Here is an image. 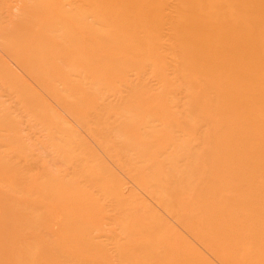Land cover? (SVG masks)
Returning a JSON list of instances; mask_svg holds the SVG:
<instances>
[{"label":"rangeland","instance_id":"rangeland-1","mask_svg":"<svg viewBox=\"0 0 264 264\" xmlns=\"http://www.w3.org/2000/svg\"><path fill=\"white\" fill-rule=\"evenodd\" d=\"M16 1L18 0H6V1L1 0L0 2L2 3H0V17L3 15L5 18H7L6 14H8L9 12L8 10L10 9L15 10V8L17 10V7L19 8L20 4L21 3L23 4V1L21 0V3L17 4L19 6L16 7L15 6L17 3ZM26 1L24 0V4L26 2L25 6L22 5L24 6L23 9H21L22 6L20 7V9L23 11L26 9H27L26 11L30 10L31 12L36 11V9L37 10L43 9L41 11H45L47 9L46 6L49 5V2L46 3V6L44 5L45 3L43 4L44 6L42 5L43 1H46V0H41L42 2L39 0L38 1L34 0L35 3L32 2L33 0L32 1L29 0V2L28 0ZM52 2L53 0H50V5H51L50 9H52ZM9 4L13 5L12 7L13 8L15 7V8L13 9L11 5ZM65 6L67 7V5ZM54 7L56 9V5L53 6V8ZM45 12H42L41 14L43 13L45 14ZM14 13L12 14L15 16ZM41 14H40V18L42 16ZM20 15L22 14L20 13L19 16L18 15L16 16L20 18ZM42 17L47 18V16H44V15ZM0 19H2V21L4 22H6L5 20H7L4 18H0ZM4 22L2 23V26L3 24H5ZM19 22L21 23L22 20H20ZM23 22L25 21L23 20ZM101 24H104V21H102ZM24 26L22 27L19 26L18 29L13 28L15 27L13 26L11 28L12 31L11 29L7 28L8 30H10L9 32L4 31L6 28L3 30L1 29L2 30L1 32L5 33L4 35H7L8 37L9 35H11L9 38L13 39L12 35H14L13 34L14 31L17 32L16 30H19V29L20 31L22 30V32L27 31V30L29 31V29L25 28ZM95 26L96 27L99 26L101 28L103 27L100 24L95 25ZM82 27L83 26L81 25H78V26L76 25L74 27H69L66 24L61 25L58 23L57 18L55 17L50 18V45L53 47L54 46L53 44H56L57 42L60 41L59 35H61V31L70 33L71 36H74V34L77 31L81 30ZM2 33H0V35H3ZM6 33H9V35ZM7 36H1L0 38L3 39ZM38 36H41V35H38ZM32 37L33 35H29V38L23 37L24 39L22 41L17 40L18 42L16 41L14 45L17 44V47H20L19 45H21L22 43L20 44L19 42H24V41L26 42V39H32ZM15 38H14V41H15ZM37 39L43 40L44 38L37 37ZM3 40H0V42L5 41L7 45L8 39L6 40L5 38V40L4 41ZM8 41L10 42L12 40H8ZM9 42L8 44L10 43L13 44V42H10V43ZM24 44L25 46H23V48L25 50V48L27 47L26 45L28 43H24ZM31 44H28V45H31ZM6 45H5V48H6ZM60 46L58 48L59 50L60 48L62 50L63 48ZM86 46H88L90 50L94 48L95 49V50L93 49V52H94V51H97L96 48L98 47V42L97 40L93 38H87V44L85 45V48ZM0 47L3 48L4 46L1 44ZM68 47L67 48L65 47L66 50L65 49L63 50H65V52L70 50ZM55 48H51V50ZM169 48L170 49L165 58V61L169 62L170 64H174L175 63L174 61H177L179 57L181 56L180 55L181 50L178 46H175V45H172ZM3 49L2 51L5 52ZM57 49L53 51L54 53L50 52L49 59L56 58L55 56L62 54L59 50L56 51ZM71 50H73L72 47H71ZM2 51L0 48V169L5 168V170L3 173L1 172L2 170H0V230L7 231L5 233L3 232L0 233V236H1L0 245H2V249L4 247L3 251L5 250L6 252H8L7 248L8 250H10L11 247H13L14 243L15 244L20 243L18 240V237L16 238V236L18 235L17 234L18 232L16 231L18 230L17 228H19L21 231L23 227L26 228V227L32 226L31 228H33L34 226V228L36 229V231L34 232H37V233L40 232L42 234L40 235L43 236L45 240L47 239L46 241H48V243H46L45 241V244L47 245V247H48V244L51 247L49 253L50 254L53 253L51 254L53 256L55 252L58 254L60 253L58 251L60 250L58 246L61 247V243L64 241L63 239L64 237L54 232L56 230L55 228H57L55 224L58 223L57 219H59L58 217L60 216L58 215H60V213L58 212L57 208L56 209L54 208L52 203H50V210H49L46 204L44 203V201L41 200L40 198L41 196L38 193L39 190L37 189V187L34 188L35 186H37V184H39L38 180H40L41 182V180H43L44 174L45 176L47 174V176L51 175L50 176L51 178L50 186L51 187L48 185L47 187H49L50 190L48 189L45 192L50 194L51 199L52 197H53V200L64 197L66 193L68 192L70 194H67L65 197H69L72 199L77 198L79 202L78 203L77 200L74 201L73 202L74 205L73 204H72L73 206L71 205L72 208L75 209V207H77L76 209H78V212L84 209L87 212H89L90 215L92 213V216H91L92 218L88 217L89 219L84 220L85 222L82 221L83 219L81 220L83 222L81 226L83 228L86 227L85 231L87 235H89L90 240L93 239L91 242V244L92 243L93 244L91 245L90 241L85 244L80 239L79 240L76 239L75 238L76 236H75L72 238H75L76 239L75 241H81V242L74 241V246L73 245L69 246L71 248L67 250L66 252H64L65 255L69 254L68 257L71 254L70 258L73 257V259H75L74 258V255H75L76 258H78L80 261L79 264L80 263L81 264H128V263L133 264V262L134 264H146V263L153 264L155 262L154 260L156 259H158L159 261L156 260L155 264H171L170 262L174 264L175 261H176V264L178 263L195 264L197 263L199 258L206 260V264H244L243 263L244 260L249 261L252 259L256 260L260 264H264V224H263L264 222L262 221L252 222L251 220H246L244 223L247 227H249L248 229H250V233L248 235H220V239H224L222 249H219V248L217 249L216 243H214L218 241V235H211L212 239L210 240L209 238L211 236L210 234H208L206 235L207 236L206 244H201V246L200 245L196 246V248H194L193 250L194 252H192V254L190 255L192 257H190V256L185 255V249H188L189 246L194 247L195 242L193 240L191 233H188L186 230H184L181 224L178 223L179 220L175 219L172 214L171 215L168 214V213H171L172 211L171 209H173L174 206L182 204L181 201H184L186 199L187 195H185V192L187 189L184 186V184L187 183V181L189 184L195 183L194 185H196L198 182L202 180L203 177H206V182L212 181L215 183L222 184L225 182L242 181L244 183L247 181L257 180L260 174H261L260 178H262L261 181H264L263 180L264 179V166L260 167V166L254 165L253 162L248 160V157L246 158L244 155L239 154L240 151H237L236 154L235 153L230 154L227 151L228 145H225L223 143V139L225 137L231 136V134L227 132L221 133L220 129H219V132L213 131L214 127L216 126V123L214 122H216L215 117L217 115L216 113L215 114L213 113L215 115L213 120L206 119V114H210V112H214V110H212V108L208 106L209 101H206V108H202L201 105L205 99L200 101L201 104H197L194 106V105H184L182 103H176V102L174 103L171 99L167 98L166 96H163L164 98H166L164 101L170 107L169 111L173 112L175 109H177L176 111L179 110L182 113H186L187 114L186 121L178 123L177 125L174 124L171 127L168 126L167 128L165 126H162V128L157 129L159 131L155 132V134H157L156 136L152 134L150 135L149 133V134L141 135L139 137L140 134L138 135V133H141V131H144V128H145L143 126L144 125L143 121L145 120L147 121V118L143 119L144 116L137 117L135 125L131 127L130 124H133L134 120L133 122L131 121L132 123L130 121L128 123V120L125 122L123 121L125 119L117 118L118 115L117 116L115 115V112H119L120 109L122 108L124 109V107L127 106V105L125 106L126 104L125 101L131 95H133V93L130 94V92H128V90L125 89L123 85L118 84L115 81L116 79H114L112 76H110V79H107L104 71H100L99 74L101 76L96 77V78H99V79H96V80H99V82L97 81L95 82L94 79L91 80L90 78H88L86 76L88 73L86 74L84 70H83L84 72L82 71V69L86 68L85 66H89L88 65L89 60L86 61L88 58L87 59L80 58V60L85 59L83 65L85 64L87 65L84 66L85 68L83 66L82 67L80 66L81 70H79L78 67L83 62L82 60L80 62L79 59L76 60V58H79L80 55H76L75 51L74 52L68 51L66 52L70 56L68 57V55H65L66 53L63 52L65 55L63 56L67 58L66 59L67 61L65 60V58H63L64 59L63 62L61 61L60 64L57 62L58 63L57 64L53 59V61L57 64V65H53L55 63L52 64V60H51L50 65L52 64V67L55 66L56 70L50 68L51 69V72L49 71L50 75H48V71H47L46 74L48 75L49 78L48 77L45 78L47 75L44 74L43 71H41L43 73H40V74H43L46 76L45 77L41 76L42 78L41 77H38V78L41 79L42 81L44 79V83H45V80L47 79L46 80L47 85L44 86V85L39 84L42 82L41 80L38 79L39 81H37V78H35L37 76L36 74L38 73H34V72L31 73L30 72L31 69L28 70L29 73H31L32 75L33 74L36 75L34 77L36 80L33 79L34 75L31 76L29 73L23 72L22 70L23 68L21 69L19 64L18 65L14 64L15 62H13L11 60L12 58L9 57L10 52H8L9 55H6V54H3ZM86 51L88 53H91L92 50L91 51L86 50ZM55 52L56 53L59 52V54L56 55ZM80 52L82 56V51ZM5 53H7V50ZM38 57L41 58L42 56L39 55ZM40 60L41 59H39V62L36 64H41V62H43V60L41 62ZM55 60L57 61L58 59L56 58ZM75 60L79 62H76ZM90 60H93V59L91 58ZM45 61L46 59L44 58V62H43L44 64H45ZM47 62L48 61H46V64ZM68 62H69V66L67 65ZM71 63L73 64V66L71 65ZM30 64L34 65L35 62H33L32 60ZM46 64L44 65V67L46 66ZM74 64L75 66L77 65L78 67L77 66L75 67ZM128 64L134 70L130 73H127L128 74L127 81L131 79H135L137 77V74L141 76H149L151 80L149 83L150 86H147V90L150 88H154L151 90L153 92L157 90V88L159 89V87H157L159 86L158 80L153 79L152 74L154 76V75H157L159 72L160 73L165 72L166 67L162 63L160 64V63H155V62H149L146 59H142L141 54L134 53V54H131L130 57L128 58ZM31 65H30V68H31ZM61 66H63L64 68ZM70 66L72 68H68ZM206 66H207V63L202 62V61H199L196 64V68L199 72L205 71ZM41 68H43V66ZM62 68L66 70L68 68L67 71L71 69L70 70L71 72L69 71V72H66L65 74H64V71L60 72L62 76H59L60 74L59 69L63 70ZM38 69L40 68L38 67ZM76 69L79 71H77ZM52 70L55 72H52ZM72 72L74 73V75ZM54 73L55 74L58 73L56 74L58 76L56 77ZM70 73L72 74L70 75ZM26 74L30 76H27ZM84 74L86 75L83 76ZM51 75L56 78L54 77L52 78ZM69 75L72 77H69ZM38 76L40 75L38 74ZM88 76L90 75L88 74ZM14 77L16 79H14ZM31 77L34 81L30 79ZM61 77L62 78L65 77L66 79L65 78L62 79ZM26 78L30 79L31 81ZM48 79L50 80V82ZM53 81H54V84H53ZM64 81L66 82L65 84H64ZM74 82L76 83L74 84ZM36 83L39 85L40 88L38 87ZM116 84L117 86L120 85L119 87L121 86L123 87L122 89L119 88L121 90H119L118 92L115 91L116 89L118 90V88H116L117 87ZM155 84H157L156 88H155ZM209 84H210L209 86L213 85V83H210V82ZM41 86H44V87H41ZM50 86L53 89H51ZM69 86H71V88H66ZM48 88L51 90L49 91ZM42 89H43V92H42ZM68 89L69 90L71 89V90L69 91ZM172 89L178 94L185 93L186 91L185 81L183 79L176 81ZM212 91H214V93L209 94L208 93L209 91L207 92L206 90V99L213 98L212 100L215 99L219 101H226L230 97V94L226 93L223 89L212 90ZM155 93H157V91ZM178 94H175L173 96L175 98H178L181 96ZM208 95H210L211 97H208ZM54 96L57 97L60 101L56 102V99ZM63 96L64 97L69 96V97L68 98L66 97L65 101L62 102L61 99L64 98ZM117 97L119 98L117 99ZM51 98L55 101H52ZM67 99L68 101H66ZM102 99H103V102H102ZM46 100H48V102ZM90 100L93 102L96 101L95 104H90ZM86 101H89V104H86ZM106 103H108V105H106ZM118 103H121V104H118ZM151 106H155V105L151 103ZM116 108H117V111H115ZM134 110H138V109H134ZM135 112L137 114V111ZM140 112L141 111L139 110L138 114ZM141 113L140 115H143ZM228 114L229 113H226L225 115H228ZM227 117L230 118L229 116ZM115 118H116V121H115ZM119 119H120V122L122 120L123 121L122 123L124 124L126 123V125H123L121 123L122 125L118 126L120 122H117V121H119ZM150 119H149V122L145 121L147 123V126L148 124L151 125L152 120ZM203 119H205L206 122ZM114 121L117 122L118 124L117 123L114 124ZM203 121L205 122L206 126L205 124L204 125L202 124ZM208 122L211 125L208 124ZM87 129H90L92 132L89 133ZM117 133H119L120 135ZM206 133L209 135L208 137ZM115 135H118V136H115ZM129 135H132V136L136 135L137 139L135 138V140L130 141ZM208 139L209 140L211 139V143H209L210 141H208ZM152 141H155V144L157 142V144L156 145L153 144ZM187 144L188 146H185ZM191 144H192V149H191L192 151L190 152L191 156L184 159L185 157L188 156L187 148H189V145ZM209 145H212L213 147ZM208 148H211V149H208ZM206 150H210L212 152L214 151L212 154L211 152L207 151L209 153L208 155L211 154V156L207 158L208 160L205 159V156L208 157ZM263 150H264V147H263ZM135 152H139V153H135ZM196 154L198 155L197 157H201V158L196 159ZM192 156H193V159H192ZM202 158H204L205 161ZM191 159L194 160L193 164H192ZM199 159H201L200 161H203V162H199ZM188 160L190 161V163L187 165L188 169L189 167L190 168L193 167L194 169L193 168H191V170L187 169V172H185L186 171L185 167L187 168V166H183V165ZM207 161L208 163H206ZM172 162L176 164H171ZM198 163H202L206 166V168L208 169L206 170V173L204 172L206 175H204L202 172H200L196 168L197 166L196 164ZM205 163L208 165H206ZM248 164L249 166L254 167V169L250 167L251 170H249V167H247L245 168V172L244 170L242 173L238 171L239 168L241 170L243 167H245ZM4 165L7 166V168L4 167ZM216 165L218 166V168ZM168 166L170 167V169L167 170V168H169ZM183 168L185 169V171H182L184 170ZM153 169H155V171ZM163 169H165L163 172H166L167 170L166 172L167 176H165V178L161 177V179L158 178L159 181L162 180L163 182L161 183V185L155 184L157 185L156 188L155 186H153V184H152L153 187L151 188H146V187H149L151 184H148V186L143 187L144 185H147L146 184L147 182L148 183L152 182L151 179H152V176L154 175L153 174L154 172L156 171L161 172ZM217 170L220 172H217ZM76 173H77V176H76ZM29 176H30V180L28 178ZM132 177L134 179H132ZM163 178L165 179V181ZM56 179H58L60 182ZM229 179H231V181H229ZM33 180L37 182V184H35L34 187L31 185H28ZM174 182L179 185H176ZM118 183H121V185ZM165 184H167V186ZM28 186L31 190L28 189ZM163 186H165L166 188ZM254 186L255 184L244 185V189H246L245 193H247V195L244 196L242 199H239L238 203L251 205L252 202L255 200L258 206L264 209V197H262L264 196V193L257 191L254 188ZM158 187L161 189H159ZM176 189L178 190V192L175 191ZM169 190L171 191V193ZM207 190L208 188H206V193L203 191H198L196 197L200 198L206 195V202L209 199H212L213 201L216 200V202H224V201L231 200V195L227 194L226 192L223 194L224 191H218L215 194L210 195V190L209 191ZM166 193L167 194L170 193L168 194V197L170 198L169 200L165 196ZM82 194L84 195V197L82 196ZM147 197H149V199ZM165 199L167 202L165 201ZM157 200H160V201H157ZM167 204H169L168 208H167L168 206ZM231 204L232 202H230L228 206H231ZM146 206L147 208H145ZM33 211L39 212L38 214H36L38 215V217L35 219L30 217L31 214L34 215L35 212L33 213ZM74 218L76 219H73L72 217V220H73L72 223H74L79 217L78 216L76 217L75 215ZM80 219L81 218H79V221ZM54 220H56V222ZM190 220H192L191 222L193 223L191 224L196 228L197 223L195 219H190ZM69 225L71 226L72 224L70 223ZM237 226H238L237 224L229 220H225L221 222V227L233 234H235L234 230L237 228ZM49 227H50V234L48 231ZM74 227L75 225L73 226V228ZM172 227H174L173 228L174 230L172 229ZM77 228L78 230H80L79 226ZM77 228H75V231L73 230L76 234H74L73 232L72 233L78 236L79 232ZM127 229H131L130 230L132 231L131 234L127 232ZM169 229L173 230L174 233L173 231H171L172 234L169 235L170 234ZM46 231H48V233ZM157 231H160V232H157ZM124 232L127 233V235H125ZM141 232L144 234H142ZM46 233L49 234V236L46 235ZM150 233L152 234L150 235ZM10 235L11 237L9 238ZM13 235H16V236H13ZM159 235L161 236L163 235L165 236V238ZM60 236L62 238H60ZM124 236L126 237V239ZM127 236H129L128 239H127ZM148 236L149 238L147 239ZM171 236H174V237L170 238ZM15 239H17V241ZM120 239H122L123 241L122 240L120 241ZM141 239H143V243L145 244L142 243ZM168 239H172L173 241L168 240ZM150 240L153 243H149ZM163 240L164 241L166 240L165 242L166 244L164 243ZM155 242H158V244ZM171 243H174V244L170 245ZM149 244H151V246H149ZM245 245L249 248H246ZM169 247H174V248H169ZM164 248H169L172 250L175 249L172 253L169 252V254H172L171 255L172 257L169 255H168L169 257H166L167 254L163 253L165 251ZM130 249H132V251ZM169 249L167 250L172 251ZM248 249H250L251 251L249 250L248 252L247 251ZM168 251L166 253H168ZM43 252L44 251H42V253ZM46 252H44V254ZM159 252H162V253H159ZM42 253L41 255H43ZM56 253L55 255H57ZM240 253H242V256ZM160 254L161 255L163 254L167 259L165 257H162ZM173 254H175V257L173 256ZM247 254H250V255H247ZM46 256L47 254L45 255V257ZM53 256L50 257V260H47V257L45 259L43 255L42 259L44 258L45 260L41 259L42 263L47 262V263L54 264L55 259H52ZM154 256L159 257V258H154ZM160 256L162 257V259H160L161 258ZM54 258L56 257L54 256ZM185 258H186V262H184L183 260ZM145 259H146V262H144ZM238 259H241V261L238 262ZM1 263L3 264V262ZM5 263L8 264L7 262H4V264Z\"/></svg>","mask_w":264,"mask_h":264},{"label":"bare ground","instance_id":"bare-ground-1","mask_svg":"<svg viewBox=\"0 0 264 264\" xmlns=\"http://www.w3.org/2000/svg\"><path fill=\"white\" fill-rule=\"evenodd\" d=\"M18 1H16L17 2L16 5L14 4L16 7L19 6V5H17L18 3H21V0H18ZM22 1H23V4L21 3L20 7L22 5L25 6V4L27 2L25 0L26 2L24 4V0H22ZM39 1H41V0H39ZM28 2H29V0H28ZM32 2L35 3L34 0ZM48 2H49V5L46 6V3H48ZM0 3H2V2H0ZM8 3H9V1H8ZM13 3H15V2H13ZM43 4L47 7V9L45 10L46 12L41 11L43 9H38V10L36 9V11L31 12L30 10L26 11L27 10L26 8H24L26 10L23 11L21 9H23L24 6H22L21 9H20V7L19 8L17 7V10L14 7L15 10H11L10 8L13 5L9 4V5H11V7L9 6L10 8H8L10 10H8L9 12H8V14H6L7 18H5L3 15L0 17V18L7 19V20H5L6 22H4V21H2V19H0V25H1L0 26L1 27L0 33H2L1 31L5 28L6 29L4 31L9 32L10 30H8V29H11L13 26H15L13 28L18 29L19 26L22 27V26H24V24H25L24 27L29 29V31L27 30L24 32H22V30L20 31V29L16 30L18 33L14 31V33H13L14 35H12L13 39L9 38L11 36V35H9V33H6L9 35V37L7 35H4L5 33H2L3 35H0V37L1 36H7L5 38H6V40L7 39L12 40L10 42H13L15 37L18 38V39L15 38V41L13 42V44L7 40V45H6V42L4 41L5 38H3L4 40L2 38H0V40L4 41V42H2V41L0 42L4 46L3 47L4 49L2 47H0V48H1V51H2V49L5 52L7 50V53L2 51L3 54L9 55L8 52H10L9 57H11L12 58L11 60L13 62H15L14 64H16V65L19 64L21 69L23 68L22 69L23 72L29 73L28 70L31 69L30 70L31 73H33V72L38 73L40 76H38V74H36L37 76L35 74H33L34 76L31 73H29V74L31 76H33V79L37 78V81H39L41 79H39L38 77H41V76L45 77L47 75L46 74L47 71H48V75H50L49 71L51 72V69H55V66L52 67L53 63L58 62L60 64L61 61L63 62V60H64L63 58H65V60L67 59L64 56L68 55V53H66L68 51H72V52L75 51L76 55H80V57L78 56L79 58H76V60H78V59L80 60V58H86V59L88 58L86 61L89 60L88 61L89 66H85L87 64L83 65L85 59H81L83 63L81 65H79V67L76 65L79 68V70H81L80 66L86 67V68L84 67L85 69H82V71L84 70L86 72V74L88 73L90 76H88V74L87 75L84 74L83 76L86 75L91 80L94 79L95 82L96 81L99 82V80H96L99 78H96V77H100L101 75L99 74V72L104 71L107 79H110V76H112L114 79H116L115 81L118 84L123 85V87L125 89H127L128 92H130V94L133 93V95H131L126 101L124 100L126 103L125 106L126 105L127 106L124 107V109L123 108L120 109V111L118 110L119 112H115V115L116 116L118 115L117 118H123V119H125V120H123L125 122L128 120V123H129V121L133 122V120H134L133 124H130L131 127H133L135 125L137 117H139V116L143 117L144 116L143 119L147 118L148 122H149V119L152 117L150 119V120H152L151 125L148 124V126H147V123H146L147 121L146 120H145L146 122L143 121V124H144L143 126L145 128H144V131H141V133H138V135L140 134L139 137L141 135L149 134V133H150V135L152 134V135L156 136L157 134H155V132L159 131V130H157L158 128H162V126H165L167 128L168 126L171 127L174 124L177 125L178 123L186 121V119H187L186 113H182L179 110L176 111L177 109L174 110L175 112L169 111L170 107L164 101L166 98H164L163 96H166L167 98L171 99L174 103L176 102V103H182L184 105H194V106L197 104H201L200 101L205 99L203 101L201 107L206 108V101H209L208 106H210V108H212V110H214V112H210V114H206V119L213 120V118L215 116L214 114L216 113V115H217L215 117L216 122L212 121V122L216 123V126L214 127L213 131L219 132V129H220L221 133L227 132V133L231 134V136L225 137L223 139V143L225 145H228L227 151L230 154H233V153L236 154L237 151H240L239 154L244 155L246 158L248 157V160L253 162L254 165L260 166V167L264 166V150H263V147H264V0H61V1L53 0L52 9L54 11L52 9H50L51 8L50 0L43 1L42 5ZM55 5H56V9H55V7L53 8V6H55ZM65 5H67V7ZM39 11H41V12H39ZM16 12L19 14L21 13L22 15H20V18H22V17L23 18L22 19L18 18L19 14H17ZM42 12H45L46 15L44 13L41 14ZM12 13H14L15 16ZM23 13H24V15H23ZM40 14L42 16L43 15L47 16V18H45V17L43 18L42 16L40 18ZM50 14H52V15H50ZM16 15H18V16H16ZM53 17L57 18L58 23L61 25L66 24L69 27L81 25L83 27L81 30L77 31L74 34V36H71L70 33H66V32L61 31V35H59L60 41L57 42L56 44H53L54 46L52 47L50 45V18H53ZM20 20H22V22H21L22 24L19 22ZM23 20L25 22H23ZM47 21H48V23H47ZM102 21H104V24H101ZM3 22L5 24H3V26H2ZM99 24L102 25L103 27L101 28L99 26L98 27L95 26V25H99ZM13 30H15V29H13ZM11 31H12V29H11ZM19 31L21 33H23V34L25 33V34L23 35ZM15 33H17V34H15ZM17 35H19L21 38ZM27 35H28V37H27ZM29 35H33L32 39H26V42L25 41L19 42L20 44L22 43L21 44L22 47H21V45H19L20 47H17V44L14 45V43L17 40L22 41L24 38H29ZM38 35H41V36H38ZM37 37H42L44 39L39 40V39H37ZM87 38H93V39L97 40V42H98V47L96 48L97 51L93 52L94 48H92L91 49L92 51H91L88 46H86V48H85V45L87 44ZM8 42L10 44H12L13 46L8 44ZM24 43H28V44L32 43V44L31 45L27 44L26 45L27 49L25 48V50H24V48H23V46H25ZM59 43L60 44L63 43V44H61V46H60ZM4 44L6 45V48H5ZM38 44H40L41 46ZM172 45L178 46L181 50V54H180L181 56L179 57V59L177 61H174L175 62L174 64H170L169 62L165 61V58H166L168 51L170 49L169 47H171ZM59 46L65 50L69 46L68 48L70 50H68L66 52L63 49H62L63 50L62 51L61 48L59 50V48H58ZM71 47L73 50H71ZM51 48H55V49L58 48L56 51L59 50L62 53V54H59V52L58 53L55 52L56 55L59 54L58 56H55L59 61L58 60L56 61L55 60L56 58H53L55 62L53 61L52 58L49 59L50 58V52H53L55 50V49L51 50ZM74 49H76V50H74ZM85 49L88 51H91V53H88ZM80 51H82V56H81ZM63 52H65L66 54L64 55ZM77 52L78 53L80 52V53L78 54ZM134 53L141 54L142 59H146L149 62H155V63H160V64L162 63L166 67L165 72H161V73L159 72L157 75H154V76L152 74L153 79L158 80V83H159V86H157V84H155V88L157 86V87H159V89L157 88V90H155L153 92L151 90L154 88H150L147 90V86H150L149 83L151 80L149 76H141V75L137 74V77L135 79H131V80L127 81V77H128L127 73H130L134 70L128 64V58L130 57L131 54H134ZM11 54H13V55H11ZM6 55H4V56H6ZM39 55L42 57L41 58L38 57ZM68 57H70V56L68 55ZM44 58L46 59V61H48L47 64L45 61V64H46L45 67H44L45 64L43 63ZM91 58L93 60H90ZM39 59H41L40 62L42 60H43V62H41V64H36L39 62ZM32 60H33V62H35L34 65L30 64L32 62ZM51 60H52V64L50 65ZM81 60H80V62H81ZM199 61L207 63L206 70L203 72H199L196 68V64ZM76 62H79V61H76ZM56 63L53 65L58 64V63L57 64ZM73 63H74V61H73ZM75 64H77V63H75ZM75 64H74V66H75ZM30 65H31V68H30ZM67 65L69 66V62ZM71 65L73 66L72 63H71ZM42 66L45 69L41 68ZM63 66H64V64H63ZM63 66H61V67H63ZM38 67L40 69H38ZM87 67L89 70L87 69ZM68 68H72V67L70 66ZM68 68H67V70H68ZM65 70L66 69H63V70L59 69V73L64 71V74H65L66 72H69L71 69L69 71H67V70L65 71ZM79 70H77V71H79ZM41 71H43L44 74H46V75L40 74V73H43ZM52 72H55V71L52 70ZM72 73H70V75ZM54 74H52V75H54ZM56 74H58V73H56ZM56 74H55V76L57 77L58 75H56ZM14 75H16V74H14ZM30 75H27V76H30ZM48 75L45 78H47ZM52 75H51V77L53 78L54 76H52ZM70 75H69V77H72ZM73 75H74V73H73ZM59 76H62V74L60 73ZM56 77H54V78H56ZM69 77H67V78H69ZM63 78H65V77H63ZM80 78H82V77H80ZM88 78H86V79H88ZM14 79H16V78L14 77ZM26 79H28V78H26ZM30 79L32 81H34L32 79V77ZM30 79H28V80H30ZM84 79H85V77H84ZM182 79L186 83V91H185V93H179L178 94L172 89V87L176 83V81H179ZM46 80H45V83H44V79H43V81L41 80L42 82L39 84L44 85V86L47 85ZM30 81H29V83H30ZM65 81H64V84L66 83ZM118 81H120V82H118ZM49 82H50V80H49ZM209 82L213 83V85L209 86L210 85ZM42 83H44V84H42ZM75 83L76 82H74V84ZM53 84H54V81H53ZM53 84H51V85H53ZM44 86H41V87H44ZM116 86H117V84H116ZM119 86L116 87V88H118V90L116 89L115 91L118 92L119 90H121L123 88L122 86L121 87H119ZM38 87H39V85H38ZM54 87H55V85H54ZM50 88H51V86H50ZM66 88H71V86L66 87ZM119 88H121V89H119ZM51 89H53V88H51ZM51 89H49V91ZM218 89H223L226 93L230 94L229 99L226 101H219V100H215V99L212 100L213 98H209L211 100L206 99V90H207V92L209 91L208 93L210 94V93H214V91H212V90H218ZM34 90H33V92H34ZM184 90H185V88H184ZM139 91L141 92V94ZM156 91H157V93H155ZM42 92H43V89H42ZM175 94H178L181 96L178 98H175L173 96ZM42 95H43V93H42ZM36 96H38V95H36ZM66 97L68 98L69 96H65L63 99H61L62 102L65 101ZM208 97H211V96L208 95ZM118 98L119 97H117V99ZM55 99H56V102L60 101L57 97H55ZM122 99H124V98H122ZM46 101L48 102V100H46ZM52 101H55V100L52 99ZM66 101H68V99ZM124 101H122V102H124ZM95 102L96 101L93 102L90 100V104H95ZM102 102H103V99H102ZM151 103H153L155 106H151ZM86 104H89V101H86ZM118 104H121V103H118ZM106 105H108V103H106ZM117 108L115 111H117ZM134 109H138V110H134ZM139 110L142 112V113L141 112L140 113L143 115H140V113L138 114ZM135 111H137V114ZM18 112H19V110H18ZM226 113H229V114L225 115ZM227 116H229L230 118H228ZM10 118H9V120H10ZM3 120H5V119H3ZM203 120L206 122L205 119H203ZM115 121H116V118H115ZM115 121H114V124L117 122H120V119L117 122H115ZM123 121L121 120V122L119 123L118 126H120L122 124L126 125V123L125 124L122 123ZM204 121L202 123L203 125L205 124ZM208 124H210V123L208 122ZM159 126H161V127H159ZM205 126H206V124H205ZM98 127H100V126H98ZM137 127H139V126H137ZM207 128H208V126H207ZM87 130L89 133L92 132L90 129H87ZM117 134H119V133H117ZM115 136H118V135H115ZM129 136H130L129 137L130 141L135 140V138L137 139L136 135L135 136L129 135ZM208 136L209 135L207 134V137ZM120 138H122V137H120ZM144 140H145V138H144ZM208 141H210L209 143H211V139L210 140L208 139ZM152 142H153V144H155V141H152ZM134 143H136V142H134ZM137 144H138V142H137ZM145 144H146V142H145ZM156 144H157V142H156ZM213 145H215V144H213ZM185 146H188V144ZM209 146H212V145H209ZM216 146H218V145H216ZM191 149H192V144L189 145V148H187V150H188L187 155L188 156L185 157L184 159L191 156L190 155V152L192 151ZM208 149H211V148H208ZM213 149H215V148H213ZM187 150H186V152H187ZM207 151L211 152V154L214 152V151L212 152L210 150H206L207 155L209 154ZM135 153H139V152H135ZM192 154H193V152H192ZM211 154L208 155V157L205 156V159L208 160L207 158H209V156H211ZM197 156L198 155L196 154V159L201 158V157H197ZM161 158H162V156H161ZM165 158H167V157H165ZM192 159H193V156H192ZM202 159L204 160V158H202ZM217 159H219V158H217ZM200 160L201 159H199V162H203ZM189 163H190V161L188 160L183 166H187ZM193 163H194V160H192V164ZM206 163H208V161ZM171 164H176V163L172 162ZM253 164H252V166H253ZM181 165H182V163H181ZM196 165H197L196 168L200 172H202L204 175H206L205 174L206 170H208L206 168V166L202 163H198ZM206 165H208V164H206ZM209 165H211V164H209ZM158 166H160V165H158ZM183 166H181V167H183ZM4 167L7 168V166H5V165H4ZM247 167H249V170H251V168L254 169V167H251L248 164L245 167H243L241 170L239 168L238 171H240L242 173L244 170V172H245V168H247ZM191 168H193V167H191ZM191 168L189 167V169H188V166H187V168L185 167L186 171L184 168H183L184 170H182V171L187 172V169L191 170ZM217 168H218V166H217ZM168 169H170V167L167 168V170ZM213 169H215V168H213ZM0 170H2L1 172L3 173L5 168L0 169ZM153 170L155 171V169H153ZM164 170L165 169H163L162 171L160 170L161 172H157V171L154 172L153 173L154 175L152 174L153 176L151 179L152 182H154V183H152V182L148 183L147 182L146 183L147 185H144L143 187L148 186V184H151V185L149 187H146V188H151L153 186H155V188H156L157 185H161V183H163V182H162V180L159 181L158 178L161 179V177L165 178V176H167L166 175L167 170H166V172H163ZM217 172H220V171L217 170ZM63 173H65V172H63ZM83 174H84V172H83ZM133 174H135V173H133ZM168 174H169V172H168ZM170 174H172V173H170ZM60 175H61V173H60ZM60 175H58V176H60ZM50 176L51 175L47 176V174L45 176V174H44L43 180H41V182H40V180L37 179L39 181V184H37V182L35 180H33L28 185H31L34 187V185L37 184V186H35L34 188L37 187V189L39 190L38 193L41 196L40 198L42 201H44V203L46 204L48 209L50 210V203H52L54 208L55 209L57 208L58 212L60 213V215H58L60 217H58L59 219H57L58 223L55 224V226L57 228H55L56 230L54 231L57 234L62 235V237H64L63 238L64 241L62 242V240H61V242H62L61 247L57 245L58 248L60 249V250H58L60 253L58 254L54 251L57 254V255H55V253H54V256L56 258H54V256L51 255L53 253H51V254L49 253L51 247L49 244H48V247L45 244V241L47 239L45 240L43 238V236H41L42 234L39 231H38L39 233L34 232V231H36L34 226H33V228H31L32 226L26 227V228L23 227L21 231L19 228H17L19 230V231L16 230L18 232V233L16 232L18 235L17 236L13 235V236H16V238L18 237V240L20 243H16V244L14 243L13 247H11L10 250H8V248H7L8 252H6L5 250L3 251L4 247L2 249V245H0L1 246V248H0V264H2L1 262H3V264H4V262H7L8 264H51V263H47V262L42 263V260L44 259V258L42 259V256L44 255V257H45L46 254H47V256L49 254L51 256H53L52 259H55L54 264H79L80 261L78 258H76L75 255H74L75 259H73V257L70 258L71 254L68 257L69 254L65 255L64 252H66L67 250H69L71 248L69 246H72V245L74 246V241L76 239H78V240L80 239L85 244L90 241V244H91L93 239L90 240L89 235H87V233L85 231L86 227L83 228L81 225L83 224L82 221L89 219L88 217L92 216V213L90 215L89 212H87L84 209H82L80 212H78V209H76L77 207H75V209L72 208V206L74 205L73 202L76 201L77 198L72 199L69 197H65L67 194H70L68 192L66 193V195L64 194L65 196L63 195L64 197L54 199V200L52 197V199H51L50 194L45 192L46 190L49 189V187H47V186L48 185L50 186V181H51ZM76 176H77V173H76ZM260 177H261V174L259 175V178L255 181L254 180L253 181H247L244 183L242 181H240V182H225V183L221 182L222 184L215 183L212 181L206 182V177H203L202 180L200 182H198L196 185H194L195 183L189 184L188 181H187V183L184 184V186L187 189L185 192V195H187L186 199L184 201L180 200L182 202V204L174 206L173 209H171L172 210L171 213H168V214H170V215L172 214L175 219L179 220L178 223L181 224V226L184 228V230H186L188 233H191V235L193 237V240L195 242L194 247L189 246V244H188V246H189L188 249H185V255L186 256H190L192 254V252H194L193 250H194V248H196V246H199V245L201 246V244H206V237H207L206 235H208V234H210V236L211 235H218V241L214 242V243H216L217 249L218 248L222 249L224 239H220V235H248L250 233V229H248L249 227H247L244 223L246 220H251L252 222H258V221L264 222V209L259 207L255 200L252 202L251 205L238 203L239 199H242L244 196L247 195V193H245L246 189H244V185H246V184H255L254 188L257 191L264 193V181H261L262 178H260ZM28 178L30 180V176ZM148 178H150V177H148ZM132 179H134V178L132 177ZM56 180H58V179H56ZM146 180H147V178H146ZM53 181H55V180H53ZM58 181H56V182H58ZM164 181H165V179H164ZM229 181H231V179H229ZM52 184H54V183H52ZM118 184L121 185V183H118ZM152 184H153V186H152ZM155 184H157V185H155ZM165 185L167 186V184H165ZM176 185H179V184H176ZM163 187H165V186H163ZM177 187H179V186H177ZM26 188H27V186H26ZM45 188H47V189H45ZM64 188H65V186H64ZM206 188H208L207 191L210 190V195H213L218 191H224L223 194L226 192L227 194L231 195V200L224 201V202H216V200L213 201L212 199H209L206 202V195L204 197L197 198L196 197L197 192L203 191L206 193ZM28 189L31 190L29 188V186H28ZM159 189H161V188H159ZM75 190H76V188H75ZM175 191L178 192L177 189ZM247 192H249V191H247ZM170 193H171V191H170ZM170 193H168V194H170ZM168 194L166 193L165 196L169 200L170 198L168 197ZM146 195H145V197H146ZM73 196H71V197H73ZM82 196L84 197L83 194H82ZM262 197H264V196H262ZM119 198H121V197H119ZM147 198L149 199V197H147ZM82 199H84V198H82ZM157 201H160V200H157ZM165 201H166V199H165ZM77 202H78V200H77ZM230 202H232V204H231V206H228V204ZM167 205H168L167 206V208H168L169 204H167ZM147 206L145 208H147ZM34 212L35 211H33V213ZM38 213L39 212L36 211L34 213V215L31 214L33 216L30 215V217L35 219L38 217V215H36ZM75 215H76V217L78 216L81 219L79 221V218H78L74 223H72V221H73L72 217H73V219H76V218H74ZM88 215H90V216H88ZM170 217H172V216H170ZM190 219H195V221L197 223L196 228L191 224L193 222H191L192 220H190ZM225 220H229V221L234 222L235 224L238 225L237 228L234 230L235 234L228 232L227 230H225L221 227V222H223ZM54 221L56 222V220H54ZM78 222L80 225L78 224ZM70 223L72 225L74 224L75 227L73 228L74 225L70 226L69 225ZM78 226L80 227L79 228L80 230H78V228H77ZM70 227H71V229H70ZM29 228H31V229H29ZM75 228H77V230L79 232L78 236L74 235V234H76L74 232ZM173 228L174 227H172V229ZM32 229H34V230H32ZM130 230L131 229H127V232L129 234H131V232H132ZM149 230H151V229H149ZM173 230H170L169 235L172 234L171 231H173ZM48 231L50 234V227L48 228ZM48 231H46V232L48 233ZM152 231H154V230H152ZM160 231H161V229H160ZM160 231H157V232H160ZM1 232L5 233L7 231L0 230V233ZM42 233H44V232H42ZM47 233H46V235L49 236V234H47ZM173 233H174V231H173ZM142 234H144V233H142ZM151 234L152 233H150V235ZM125 235H127V233H125ZM146 235H148V234H146ZM159 236H161V235H159ZM10 237H11V235L9 236V238ZM62 237L60 236V238H62ZM72 237H75L76 239L72 238ZM128 237L129 236H127V239H128ZM163 237L165 238V236H163ZM172 237H174V236H171L170 238H172ZM0 238H1V236H0ZM2 238H4V237H2ZM46 238H48V237H46ZM142 238H144V237H142ZM148 238H149V236L147 237V239ZM125 239H126V237H125ZM209 239L211 240L212 236ZM15 240L17 241V239H15ZM121 240L122 239H120V241ZM141 240L143 243V239H141ZM168 240L173 241L172 239H168ZM0 241H1V239H0ZM81 241H75V242H81ZM147 242H148V240H147ZM165 242H166V240L164 241V243ZM46 243H48V241H46ZM116 243H117V241H116ZM149 243H153V242L150 240ZM155 243L158 244V242H155ZM143 244H145V243H143ZM172 244H174V243H171L170 245H172ZM162 245H160V246H162ZM149 246H151V244H149ZM242 246H243V244H242ZM174 247H169V248H174ZM245 247L249 248L246 245H245ZM140 248H141V246H140ZM169 248H164L165 251L162 250V251H164L163 253L167 254L166 257L171 256L172 254H169V252L172 253L175 250V249L172 250ZM47 249H49V250H47ZM77 249H79V248H77ZM167 249L172 250V251H168ZM130 250L132 251V249H130ZM249 250L250 249H248L247 251L249 252ZM42 251H44V252L48 251V252H46L44 254V252L42 253ZM167 251H168V253H166ZM155 252H157V251H155ZM41 253L43 255H41ZM159 253H162V252H159ZM242 253H240L241 256H242ZM156 254H154V255H156ZM50 255L48 257L46 256L47 260H50V257H51ZM143 255H144V253H143ZM182 255H184V254H182ZM247 255H250V254H247ZM156 256H158V255H156ZM156 256H154V258H159ZM161 256L165 257L163 254ZM173 256L175 257V254H173ZM46 257H45V259H46ZM162 257L160 259H162ZM190 257H192V256H190ZM193 259H195V258H193ZM156 260H158V259H156ZM156 260H154V261L156 262ZM183 260H184V262H186V258ZM179 261H181V260H179ZM240 261H241V259H238V262H240ZM144 262H146V259ZM155 262L153 264H155ZM170 263L172 264V262H170ZM243 263L244 264H260L259 262H257L254 259L249 260V261L244 260ZM133 264H134V262H133ZM146 264H148V263H146ZM174 264H176V261L174 262ZM178 264H183V263H178ZM195 264H206V260L199 258V260Z\"/></svg>","mask_w":264,"mask_h":264}]
</instances>
